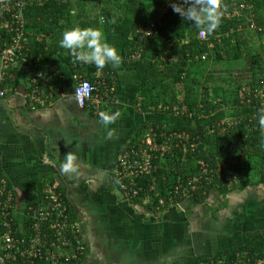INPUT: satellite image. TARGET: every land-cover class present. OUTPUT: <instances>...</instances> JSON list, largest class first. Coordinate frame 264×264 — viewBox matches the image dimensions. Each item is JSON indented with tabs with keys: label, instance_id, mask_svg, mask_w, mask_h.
Listing matches in <instances>:
<instances>
[{
	"label": "trees",
	"instance_id": "obj_1",
	"mask_svg": "<svg viewBox=\"0 0 264 264\" xmlns=\"http://www.w3.org/2000/svg\"><path fill=\"white\" fill-rule=\"evenodd\" d=\"M78 1L83 7L97 10L98 19L103 17L106 25L122 23L132 9L130 0ZM133 1L139 5L138 17L133 23V37L126 41L124 49L132 63L125 60V66L136 68L141 64L144 57L132 60L131 56L139 50L145 56L146 49L143 51L137 39L148 23L159 20L162 25L160 35L148 38L147 45L163 38L142 80L137 102L144 113L175 114L179 121H145L131 132L119 149L118 154L131 150L140 142L137 140L148 133H155L161 138L160 142L162 136L175 135L171 151L154 154V172L137 179L142 189L138 197L128 202L150 209L170 210L169 197H173L175 203L191 199L201 204L214 192L226 197L235 189L264 184V147H261L264 130L259 128L257 119L258 108L264 106V0H222L220 26L211 35L206 33L205 39L199 38L201 30L173 11L168 0ZM73 2L32 0L28 3L24 11V49L7 71V82L12 75L16 84L21 73L26 71L31 91L34 78L38 86L44 80L38 75L48 70L47 63L53 54L62 53L75 68L81 66L58 43L62 32L74 26L70 17ZM171 3H182V0H171ZM241 4L244 7L235 14L236 6ZM166 6L167 12L160 15ZM172 30L174 32L168 37H163L165 32ZM12 34L0 29V55L10 44ZM172 56L177 60H171ZM84 66L89 67V72L82 78L96 85L104 81L111 86L115 81L108 65L98 76L99 68L94 64ZM118 92L116 88L114 95ZM222 110L224 115L215 117ZM225 117L232 123L221 124ZM195 121L199 123H192ZM50 182L57 183L55 179ZM57 188L73 218L79 219L66 197L65 187L57 184ZM161 197L167 205L157 207ZM20 223L15 218L16 230ZM2 231L0 226V234ZM238 252L246 253L244 259L252 262L264 257L260 243L254 241L211 256L193 258L190 264L222 259L233 262Z\"/></svg>",
	"mask_w": 264,
	"mask_h": 264
},
{
	"label": "crops",
	"instance_id": "obj_2",
	"mask_svg": "<svg viewBox=\"0 0 264 264\" xmlns=\"http://www.w3.org/2000/svg\"><path fill=\"white\" fill-rule=\"evenodd\" d=\"M131 1L127 19L116 25H106L103 17L98 19L97 10L83 7L78 0L70 11L74 25L100 30L121 56L118 68L108 65L115 81L111 86L101 83L99 94L112 86L114 91L109 90L112 98L102 100L99 108L77 104L75 87L89 67L81 63L75 68L62 53L53 54L47 63L48 70L38 86L42 92L39 102L30 103L26 71L17 85L14 80L5 85L7 95L0 98V174L15 192L17 205L33 202L53 179L56 186L67 190L59 172L65 155L72 152L74 171L61 173L81 210L83 220H78L86 241V251L78 260L81 263L73 264H190L193 258L254 241L264 251V184L235 189L226 197L214 192L204 203L190 199L181 208L170 210L130 203L114 184L118 151L133 130L145 121H179L175 114L144 113L137 102L142 80L163 38L148 46V39L139 35L137 44L146 49L145 56L139 50L140 58L144 57L141 64L125 66V60L132 63L124 49L138 17L139 5ZM102 111H119L120 116L105 127L98 120Z\"/></svg>",
	"mask_w": 264,
	"mask_h": 264
},
{
	"label": "built area",
	"instance_id": "obj_3",
	"mask_svg": "<svg viewBox=\"0 0 264 264\" xmlns=\"http://www.w3.org/2000/svg\"><path fill=\"white\" fill-rule=\"evenodd\" d=\"M30 1L32 0H0V29L13 33L10 44L0 55V98L5 97L8 92V88L5 87L8 84L7 71L15 65L16 59L24 49V11ZM243 7V4L236 6L235 14L240 13ZM161 25L162 22L159 20L148 23L142 31V36L146 39L159 36ZM199 38L205 39L206 32L201 31ZM140 57L141 54L138 52L131 56L132 60ZM9 80H14L12 75L9 76ZM101 83L105 84L104 81ZM100 87L101 84L99 86L80 78L74 92L77 104L81 108L87 106L99 108L102 100L112 98L109 90L114 91L112 86L100 96ZM41 93L37 78H34L33 88L29 92L30 103L39 102ZM174 137L175 135L162 136L160 142L161 138L155 133H148L139 143L134 144L131 150L117 155L114 183L125 200L132 202L139 196L142 188L138 185L137 179L154 172V154L163 155L171 151V141ZM203 171L206 173V168ZM41 195L33 202L27 201L17 205L15 192L10 188L7 178L0 174V226L3 229L0 234V264H73L86 251L81 222L73 218L57 186L47 182ZM168 202L172 209L181 208L183 204L173 202V197H169ZM157 203V207L167 205L163 197L159 198ZM15 218L21 222L18 230L15 228ZM245 257L246 253H238L233 262L222 259L217 262L211 260L206 264H264V257L253 262L248 258L245 260Z\"/></svg>",
	"mask_w": 264,
	"mask_h": 264
},
{
	"label": "clouds",
	"instance_id": "obj_4",
	"mask_svg": "<svg viewBox=\"0 0 264 264\" xmlns=\"http://www.w3.org/2000/svg\"><path fill=\"white\" fill-rule=\"evenodd\" d=\"M168 2L175 13H178L185 22H191L198 30L211 35L220 26L222 0H182V3H171V0H168ZM59 46L69 51L74 62L94 64L99 69L106 65L118 68L121 64V56L116 47L95 28L74 25L62 32ZM119 116V111H102L98 113V120L108 127ZM257 119L259 128L264 130V106L258 108ZM261 147H264V136L261 138ZM75 161L76 157L72 152H68L60 165V171L64 173L74 171Z\"/></svg>",
	"mask_w": 264,
	"mask_h": 264
},
{
	"label": "water",
	"instance_id": "obj_5",
	"mask_svg": "<svg viewBox=\"0 0 264 264\" xmlns=\"http://www.w3.org/2000/svg\"><path fill=\"white\" fill-rule=\"evenodd\" d=\"M59 171V170H58ZM60 173V179L64 180V182L66 183L67 185V190H66V197L70 203V205L72 206V208L74 209V211L77 213L78 217L83 220V216H82V213H81V210L76 206L75 202L73 201L71 195H70V188H69V185L67 183V181H65L64 179V176L62 175L61 172Z\"/></svg>",
	"mask_w": 264,
	"mask_h": 264
},
{
	"label": "rangeland",
	"instance_id": "obj_6",
	"mask_svg": "<svg viewBox=\"0 0 264 264\" xmlns=\"http://www.w3.org/2000/svg\"><path fill=\"white\" fill-rule=\"evenodd\" d=\"M167 6H168V5H167ZM167 6L165 7V9L163 8L164 10H161V11H160V15L166 11ZM148 19H149V18H148ZM259 45H260V44H259ZM224 109H226V108H224ZM222 113H223V114H222ZM222 115H224V110H222V112L217 113V114L215 115V117H221ZM222 119H223V120H222V123H221V124H224L225 122L232 123L231 120H230V118L225 117V118H222ZM192 123H199V121H195V122H192Z\"/></svg>",
	"mask_w": 264,
	"mask_h": 264
},
{
	"label": "flooded vegetation",
	"instance_id": "obj_7",
	"mask_svg": "<svg viewBox=\"0 0 264 264\" xmlns=\"http://www.w3.org/2000/svg\"><path fill=\"white\" fill-rule=\"evenodd\" d=\"M115 184V183H114Z\"/></svg>",
	"mask_w": 264,
	"mask_h": 264
}]
</instances>
